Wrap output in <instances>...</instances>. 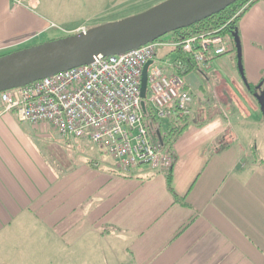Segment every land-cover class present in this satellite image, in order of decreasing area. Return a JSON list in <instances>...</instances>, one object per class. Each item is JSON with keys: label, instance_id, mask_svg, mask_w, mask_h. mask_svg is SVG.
<instances>
[{"label": "crops", "instance_id": "obj_1", "mask_svg": "<svg viewBox=\"0 0 264 264\" xmlns=\"http://www.w3.org/2000/svg\"><path fill=\"white\" fill-rule=\"evenodd\" d=\"M110 3L0 0V52L53 33L69 13L95 20ZM236 31L243 73L236 53L189 73L190 124L157 168L119 173L89 139L51 141L0 102V264H264V116L252 101L264 95V0Z\"/></svg>", "mask_w": 264, "mask_h": 264}, {"label": "built area", "instance_id": "obj_2", "mask_svg": "<svg viewBox=\"0 0 264 264\" xmlns=\"http://www.w3.org/2000/svg\"><path fill=\"white\" fill-rule=\"evenodd\" d=\"M221 29L170 40L159 37L122 53L99 55L92 62L2 90L0 102L4 111H15L19 120L50 125L63 139H89L119 169L157 168L162 148L156 136L158 125L176 113H191L188 102L196 85L189 73L202 71L211 57L229 51ZM86 30L81 25L71 33ZM161 48L167 53L157 58ZM150 60L142 97L141 74Z\"/></svg>", "mask_w": 264, "mask_h": 264}, {"label": "water", "instance_id": "obj_3", "mask_svg": "<svg viewBox=\"0 0 264 264\" xmlns=\"http://www.w3.org/2000/svg\"><path fill=\"white\" fill-rule=\"evenodd\" d=\"M235 0H162L136 14L107 21L54 39L34 43L0 54V91L11 89L81 64L99 55H110L136 48L167 32L185 28L233 3ZM236 63L243 73L241 46L233 31ZM143 66L140 92L146 93L147 69ZM255 98L264 112V95ZM142 108L145 110L144 100ZM161 141V134L157 131Z\"/></svg>", "mask_w": 264, "mask_h": 264}, {"label": "trees", "instance_id": "obj_4", "mask_svg": "<svg viewBox=\"0 0 264 264\" xmlns=\"http://www.w3.org/2000/svg\"><path fill=\"white\" fill-rule=\"evenodd\" d=\"M256 0H235L230 5L226 6L225 8L185 27L178 30L173 31L174 38H177L181 34H189L191 32H200V31H207V30H213L215 28H222L221 32L224 35H229L230 42L235 46L234 38H233V31L237 29V23L241 16L244 14V12L253 4ZM247 4V6L244 7L242 12L238 14L236 17H234L231 21H228L233 14L242 6ZM28 45V44H27ZM25 45V46H27ZM24 47V46H23ZM21 48V47H20ZM0 52V54L6 53ZM228 52V51H227ZM247 86H251L250 84H247ZM190 114L188 115H178L176 113L168 122H166V127L164 132L159 128L158 131L161 133V145L164 148H170L173 141L176 139V137L182 133V131L190 124ZM160 127V124L158 125ZM157 136V135H156ZM159 139V138H158ZM137 170V168H136ZM135 168H126V169H120L119 173H122L124 175H130L137 173ZM167 181L168 186L173 195L177 196L178 194L174 191V188L172 186V180H171V174L168 173L167 175Z\"/></svg>", "mask_w": 264, "mask_h": 264}, {"label": "rangeland", "instance_id": "obj_5", "mask_svg": "<svg viewBox=\"0 0 264 264\" xmlns=\"http://www.w3.org/2000/svg\"><path fill=\"white\" fill-rule=\"evenodd\" d=\"M79 1H82V0H79ZM111 3H110V6H109V9L105 10V12H103L101 14V16L95 20H91V21H88V20H85L86 19V16H84V13L85 11L84 10H79L78 12H76L77 14L76 15H73V17H75V19L73 20H66L70 13L68 15H66V17L63 19V20H59V24H57V28L53 31V33L51 34H47L39 39H36L35 41H33L31 44H34V43H40V42H43V41H47V40H50V39H54V38H57V37H60V36H63L65 35L64 32H62L60 29L62 28H65V27H68L70 25H73V26H76L77 24L79 23H83L85 24V26H87V28L89 27H92L94 25H97V24H100V23H104V22H107V21H115V20H119V19H122L124 17H127V16H130V15H133V14H136L138 12H141L145 9H147L148 7L162 1V0H109ZM81 4V3H80ZM107 4V3H106ZM73 13V12H72ZM79 19V20H77ZM77 21V22H76ZM69 22H72V23H69ZM65 25V26H64ZM173 31L171 32H167L166 34L160 36V38H163V39H167V40H170L173 38ZM225 37L227 38V40L230 41L229 39V35H225ZM43 40V41H42ZM231 43V42H230ZM29 44V45H31ZM232 45V49L230 52H226L224 54H226V56L228 54H235L236 53V48H234V45L231 43ZM23 47V46H22ZM161 49H159L157 51V56H160L161 53L163 51H160ZM223 54V55H224ZM173 54L170 55V57H172ZM163 56V54H162ZM223 65V64H222ZM226 67L224 66V69ZM236 68V67H235ZM220 70H222V68H219ZM235 71L237 70L234 69ZM223 72V71H222ZM238 72V71H237ZM256 93L254 92L253 95H255ZM247 95V94H246ZM246 97V96H245ZM250 97L248 96V99ZM252 101H255L257 103V99L255 98L254 100ZM258 104V103H257ZM217 109V103H214L213 107L211 108L210 111H215ZM229 110V115L231 116L233 111L236 112V109H228ZM260 116L261 118H263V114L261 112L260 109H257L255 111V116ZM10 116H14V113L11 112L10 113ZM15 117V116H14ZM16 118V117H15ZM36 126V125H35ZM262 126H264V122L262 124ZM260 127V126H259ZM36 128L38 129V131H40L41 133H47L49 134L52 138H50V140H55L57 138H59L58 134L56 133V131L50 126V125H47V124H41L40 126H36ZM248 127H245L244 130H248L250 131L249 129H247ZM256 128V127H255ZM253 134L255 133L256 134V129L253 130L252 132ZM49 140V141H50ZM50 141V142H51ZM56 142V141H55ZM49 143V142H48ZM255 143H257V140L255 141ZM43 149H46L45 147ZM53 149V148H51ZM50 149V150H51ZM47 150V149H46ZM73 152V151H72Z\"/></svg>", "mask_w": 264, "mask_h": 264}]
</instances>
